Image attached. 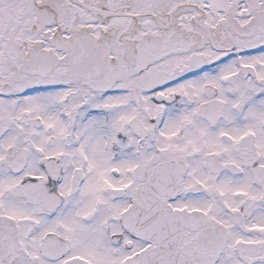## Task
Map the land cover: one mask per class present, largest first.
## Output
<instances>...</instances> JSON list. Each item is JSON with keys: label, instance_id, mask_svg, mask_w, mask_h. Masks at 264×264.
<instances>
[{"label": "snow or ice", "instance_id": "snow-or-ice-1", "mask_svg": "<svg viewBox=\"0 0 264 264\" xmlns=\"http://www.w3.org/2000/svg\"><path fill=\"white\" fill-rule=\"evenodd\" d=\"M0 264H264V0H0Z\"/></svg>", "mask_w": 264, "mask_h": 264}]
</instances>
